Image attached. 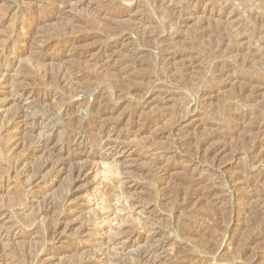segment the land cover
Returning a JSON list of instances; mask_svg holds the SVG:
<instances>
[{
  "label": "rangeland",
  "instance_id": "1",
  "mask_svg": "<svg viewBox=\"0 0 264 264\" xmlns=\"http://www.w3.org/2000/svg\"><path fill=\"white\" fill-rule=\"evenodd\" d=\"M40 1L41 0L38 1L32 0L29 1L30 3L28 2V3L18 4V6L16 7L17 9H15V11L12 13L11 18L16 19L18 17L28 15V13L29 15H36L37 13L40 12V9L36 10L34 6L39 5ZM70 1L71 2L73 1V3H75L77 7L74 6L73 3H71L72 7H70V11L68 9L65 13L58 15H56L57 12L53 13L52 16L54 15L53 16L54 18L52 17L48 22H46L45 23L46 25L44 24L43 26L38 27L37 31L34 29L32 32H28L24 29V27H20L19 29H16L14 31L15 34L13 33L14 35L12 38V40L16 39L15 40L16 42L14 43L16 44V47L13 46L9 51H7L6 55L2 59L3 63L5 64L7 63L6 65H11V60H13V65L10 67L9 71L11 72L10 74L12 75V77L16 74L12 78V81H15V83L18 77L20 78L26 75L25 74V72H27L26 70H28L29 73L27 72L28 73L27 75H29L30 73L32 74L33 69H35L36 71L34 70L35 72H33V74H38V77H40L39 79H43V78L45 79L51 75L50 78L52 81L56 78L58 74L61 73V71L62 73L63 70L65 71L64 72L65 79L66 78L68 79L66 80L67 84L64 87H55V86L49 87L45 85H40L38 87V90L41 93L50 94L53 93V91L55 90L54 92L56 93L58 92L61 95L66 96L69 94L71 90L75 89L78 86L81 88L90 86L91 88H97V90L103 95V97L104 98L106 97L105 99H107L110 104L112 105L117 103L120 104L122 109L120 108L118 115L126 114L127 116L126 115L125 116L128 118L127 119L125 118L127 121L124 120V124L125 125L129 124L130 127L125 126L124 124L123 125L127 127V129L128 128L129 129L132 128V130L134 129L133 131L134 132L137 131L136 134H138L137 135L138 137L132 135L131 136L132 138L131 137L129 138L130 143L128 139L126 141L128 144L133 145L132 146V148L134 149L133 156L135 158L131 156L126 160H124L125 158L121 156L118 157L116 156V158L115 157L113 158L115 160L113 159L110 160V158L102 159L103 155L100 156L99 153L92 147L91 140H92V136L94 135L93 131L96 133V130L93 131H89V130L92 129V127L99 129L101 123H97L95 126H92L86 123L85 121L88 119L89 115H93L92 114L93 111H97L99 109L98 106H95L94 108L88 106L87 108V106L85 105L87 101L92 102L91 100L92 97L90 95H85V93H78L77 95L74 96L75 99H78V101L82 103L79 105L81 106L79 107L80 109L78 108V113L80 116H77L75 119H72L73 121H66L63 120L61 117L52 115V113H54V111L56 112L57 109L59 111L63 103L66 101L65 99H61V98H58L57 100L51 99L52 101L45 103V105H43L42 102H39L38 99H33L31 102H29L30 104L29 110H31L30 111L31 114H34L35 118L38 119L41 118L43 120V123L41 125V127L42 126L43 127L42 128L38 127L37 129H31L30 131L25 133L23 137L24 140L22 143L23 145L19 147L20 149L18 148V150H14V151L10 150V148L7 147L5 143L7 140L5 139V137H2L0 135L1 136L0 137V180L1 179L6 180L0 183V208L2 207V209H7L10 211L8 213L9 220L6 224H4V226H8V231L11 232L15 231L13 228H20V231L22 230L21 232L18 233V236L16 238L12 239V237L9 236L8 238L6 237L5 239L0 240V254L1 255L3 254V256L0 255L1 256L0 258L3 259V262L2 263L0 262V264H49L45 259L46 256L43 253L49 244L48 234H47L48 231L46 228L47 226L51 225L52 223L51 221L53 217L62 211L60 202L62 200L61 198L64 196V193L67 190L70 181L69 171L72 168H70V166H66V169L62 170L63 172L61 171L59 175L56 177L55 181L51 184L49 190L48 189L45 190L41 195L42 196L41 198L38 199L35 198L34 201L30 202L29 194H27L28 192H26L25 190L23 179L19 178L17 176L18 174L16 175L17 171L13 168L14 167L13 163H15V160L17 161L18 158L24 154L23 151L26 152L29 145L32 146L35 143H37V139L38 141H40L43 137H47V135L49 137V135L52 134V132L54 133L52 135L54 139L56 138L58 142L62 143L63 152L67 154L70 152V154H72L73 152H75V149L71 148L72 146H70V143L67 142L68 141L67 136H68V132L73 130L74 128L75 129L78 128V130L85 132L87 138L85 144L83 145L84 147H86L84 148V151L80 153L79 151H76V153L80 155L79 157L81 158V160L88 162L91 161L92 163L90 162V164L92 166L95 165L94 167H96L97 169L95 173H91V176H89L87 182L79 190L77 195V201L81 203L82 209L81 212H79V214H77L75 217L79 219L82 218L83 219L82 223L88 222V224H90L89 226H91V223L93 222L92 220H94L92 226H95L96 230L94 233L88 236L89 238L91 237L90 239L89 238L88 239L92 240L93 242L95 241L97 242V240L99 239H109L111 237H118L123 230L124 231L132 230L135 233H139V234H144L145 229H147L148 227L156 228L158 231L160 230V237H158L159 240H154L153 242L155 244L157 242L160 243L162 242L163 244L160 260L155 259V261L152 262L153 261L152 258H150L151 260L149 259L147 261L138 259V256L143 254L144 251L148 249L150 245H152L151 242H149V246L146 243L139 244L137 246L129 247L125 249L126 251L125 250L124 252L122 251L123 253L118 251V254L117 251L115 250L113 251L110 250V248H107L104 250L105 256L106 258H108V261L105 264H111L109 263L110 262L109 260L117 256L122 259V262H124V264H134V263L155 264L156 261L158 262V264H264V197H263L264 167H258L256 169H253V167H250L251 165L249 158L245 156L243 153L244 150L243 147L247 146L245 147L246 149L244 150V152H246V150L249 149L250 146L252 145V142L254 141L253 139L255 138L256 135L252 136L250 133L249 134L248 132L243 133L242 131H238L239 133L232 132L233 126L235 124V120L233 118L231 120L227 118L229 115H232V113L233 114L235 113L236 115H239L241 113L242 114L248 113L255 117L258 115L259 112H260L259 113L260 117L262 116L264 117V113H263L264 87L259 92L258 94L259 96L257 95L255 99L252 100L247 97L244 98L241 97L238 92L239 90H241L243 85H245V83L248 82L247 81L248 78L254 80H262V82L264 81L263 79L264 78V0H81V1L70 0ZM86 1L88 2V4ZM1 7L5 8L7 6L0 5V9H2ZM192 9L193 11L195 10H199V11L198 13L190 17V14L193 12ZM1 13L3 12H0V15ZM227 16L228 18H226ZM184 17H186L187 19ZM189 17L190 20H188ZM187 22L189 23L186 24ZM5 27L6 28H3L2 30L5 31L6 33L9 29L7 26ZM89 27H91V29ZM1 31H0V35H2ZM121 32L123 33L130 32L128 34L132 36V39L134 41L131 39L132 40L131 43H133L134 46L135 45L138 47L145 46L147 48L146 52L142 56H140L141 58L140 57L135 58L137 59V64H136L137 66H135V64L132 63L133 62L132 58H134V56L128 59L129 63L127 65H124L125 61H123L122 59H126V58L123 57L122 55L123 52H119L118 53L119 56H117L118 59L116 61L117 64L114 65L115 67L112 66V70L110 71L111 68L109 66L106 67V65H101L98 63L99 59L106 58L105 54L102 51H100L102 54L99 52L94 56V58H99L97 59V64L94 61L90 60L85 63L84 61H82L83 63L80 62L79 65L77 59L74 57H70L69 60L67 59L68 62L64 61V62H55L57 64L54 63L46 64L45 65L46 67L44 65H43L44 67L43 66L41 67V65L35 64L36 62L35 58L37 56L36 50L38 43L40 44L41 41L43 42L49 39L48 38L49 36L50 38L52 36H53L52 38H54L55 36V38L58 37V39L61 40V38L65 34H68L67 36L71 35L74 38H77L79 36L85 37V35H88L89 33L90 34L93 33L96 37L84 40L77 47L79 48L77 49L78 52L79 51L86 52L88 51L87 49L90 50L91 48H95L99 46L102 42L105 41L104 39L106 38V36L114 37L117 34H122ZM139 33H141L142 35L139 36L140 35ZM237 33L238 34L241 33V34H239L238 36ZM161 34L163 35L162 39H165V41H161V39L156 40V38L159 37ZM148 35H150L151 37H149ZM141 37L151 38L154 39L156 42H153L152 46L150 45L151 46L150 47L148 45H145ZM235 38H238L239 40L238 39L236 40ZM18 40H20L21 42L19 43ZM242 40L243 42H241ZM236 41H238L237 42L238 44L236 43ZM158 42H163V43H160L161 44L160 45ZM240 42L241 45L239 44ZM93 43L94 44L96 43L94 47L91 46L94 45ZM168 45L169 47L171 46L170 48L174 52H177V50L179 51V49H181V51H179L178 53H183V52L192 53L193 57L195 56L194 54H196L197 55L195 56L196 61L195 64H193L194 67L192 66L185 67L186 64L185 62L182 61L180 62L174 61L172 63H169L171 65L166 64V66L167 65L168 66L166 67L164 65L163 67V65L157 61V55L155 54L156 51L155 47L168 46ZM189 47L193 48V50H191ZM231 47L233 51H231ZM236 47H238V49H236ZM255 49L258 51V53ZM49 51L54 52V50L51 49H49ZM237 51L239 54L237 53ZM69 62L72 63L70 64ZM93 62L96 65H94ZM87 63L90 64L87 65ZM179 63L182 65V67ZM58 64H60L61 66ZM69 64L71 65V67ZM129 64L130 66H128ZM64 65L66 67H69L73 71H71L69 68L65 69ZM58 66H60L61 71ZM126 66L129 67V72L127 70L128 68L127 69L125 68ZM78 67L79 68L82 67V68H80L79 70ZM219 67L222 69V72ZM39 68L40 69L42 68L41 71L39 70ZM118 68L119 70H117ZM145 68L148 70H146ZM76 69L79 70L80 72L78 73L75 72ZM131 69L133 70L136 69V71L135 70L133 71ZM223 70L227 74L229 73L232 75L233 73V75L236 76L237 79H234V81H228L224 83L225 86L222 85L221 87L220 83L221 81L224 80L223 78L222 80L221 77L225 73ZM143 71L144 72L156 71L159 73L158 75L162 80H165L166 83L170 82L167 84H169L173 90V94L171 98L172 100L168 101L169 103H167L164 107H161L158 103L155 102L153 103V105L151 104V106L148 105L147 108V106H145V102L148 96L143 95V93L141 92L130 94L132 93L130 91L131 90L130 86L132 84H134L132 88H135L134 87L135 83L136 86L140 87L139 86L140 83L134 81L133 83L131 82V79H133L134 77L133 74L135 75L144 74L142 73ZM56 72H58L57 75ZM98 73L99 74L103 73V74L100 76ZM127 74L128 76H126ZM40 75H42V77ZM213 76L215 77L219 76V77L215 78ZM69 77L71 78L69 79ZM85 78H87L89 81L87 79L85 80ZM82 79L84 80L83 82ZM123 81L125 82V85ZM113 84L120 86L119 91L115 90V86ZM143 85L144 84H142L141 87ZM205 87L206 88L209 87L208 89H213L212 93L214 95L212 94L211 98L207 100L198 110L197 118L200 116L198 118L199 119L198 122H202V123L193 127L190 126L189 127L190 129L186 128L187 130L185 129V131H182L184 132V134L185 132L186 134H189L188 135L189 137L185 136L181 132L178 135L180 137V138L178 137L179 141L175 140L174 137L172 136H170L172 140L169 137H167L166 138L167 140L163 139L164 142L162 139H156L155 134L157 135L162 130L163 131L166 130V128H168L171 125L170 123H172L175 118L173 116L179 114L180 109L184 106L187 99H189L194 94V91L196 93V91H198L199 89H205ZM125 90L128 93L127 96L126 93L124 92ZM115 92H117V94ZM245 98L248 100H246ZM241 99H244V101ZM155 104H157L158 106L157 105L155 106ZM143 106L145 107L142 108ZM6 107L9 113H13L16 110V107H14L12 103L11 104L8 103ZM138 111H141V113L139 112V114L142 116L138 115ZM133 114H134V118H133ZM160 117H162L163 119ZM1 118H0V125L2 121ZM132 120L135 122L132 123ZM78 121L79 124L77 123ZM160 121L162 122L160 123ZM227 121H229L230 125L228 124ZM150 123L151 125L147 129L148 131L146 130L144 132L145 134L143 133L144 136H142V133L140 134V132H138V128L141 129V127H144L145 125L147 126ZM215 124H218L219 126L222 127L221 131L227 132L226 133L228 135L227 142H229L228 145L231 144L229 146L230 147L232 146L231 147L232 149L235 148L241 152L242 155L237 161L238 167L240 166L239 168L241 174L243 177L247 176L246 179L250 180L251 184L253 185V187H251L250 189H253L256 193H259L263 190L262 193H259L262 194V196H258V197L255 196L254 198L252 197L253 199L239 198L238 200H236L233 197H231L230 194H228L229 192L226 193L227 191H224L226 194L222 192L220 194L219 193H217L216 195L214 194L213 195L214 197H205L204 192L207 191V188L201 187L200 189L199 187L194 185L193 182L196 179H203L205 181H208L209 183L210 181L211 182L213 181L215 184L217 183L214 186H217L219 191L224 190L226 187L225 182L221 178L222 175L220 173H216V169L212 166H209L210 165L209 162H206L208 163L207 164L208 166L206 165L205 162L203 163V161L202 164L200 161L199 163H197L198 165L196 164L194 166V164L190 165V163L186 160L188 159L187 157H192L191 155L193 153L190 147H188L187 149V146L196 145L197 142H199L208 133H210L209 132L210 130L212 131L213 126L211 128L209 126ZM123 125L121 129L123 128L122 130H125L124 132H126L127 129L123 127ZM136 126H138V128ZM160 126L161 128L163 127L165 128L160 130L161 129L159 128ZM201 128H205V129H201ZM147 134L150 136H147ZM152 134L154 137L152 136ZM190 135L191 137L193 136L192 139L197 138L199 140L197 139L192 140ZM231 136L233 138H231ZM141 137L142 138L145 137V138L142 139ZM150 137L151 139L153 138L151 141L153 143H150L151 140ZM181 137L184 139V142L186 143H182L183 139H181ZM251 139L253 141H251ZM141 140H143L142 142H144L145 145H142L144 143L139 144ZM158 140L159 141L162 140V142L161 141L159 142ZM26 145L27 147H25ZM178 145L180 147L181 145H185L183 148L184 150L182 152L186 155L182 154V152L180 153L179 151L180 147ZM157 146L160 147L164 146L163 149L164 150L166 149V151L169 152L167 157L173 155L168 157L167 161L170 165L172 164L171 165L172 168L169 171V175L166 174L165 177H163L164 173L155 170L154 172L153 170H151V167H149L150 164L148 162H145L146 159L140 157L141 153L148 154L150 151H152V149H155V147ZM241 146L243 150L241 149ZM141 147L143 148L141 149ZM185 149H187L186 150L187 153ZM176 150H178L180 154L176 153L175 152ZM40 154L41 153L37 154L39 155V157L37 156L38 158H36V156L34 157L35 161L34 160L30 161L29 168L33 171L37 170L36 168L39 167L38 165H40L41 160L43 159V157H41L42 154L41 155ZM171 159L173 160L176 159V160L174 162L173 160L171 161ZM142 160L145 162V165L144 162H142ZM180 161H182L183 165H181L182 163ZM184 162L186 163L185 165ZM123 163H125L127 167ZM129 163L132 166H130ZM31 165L33 166L30 167ZM123 166L125 167V169ZM184 166L186 168H184ZM144 168L147 169L145 170ZM133 169L136 172L135 177L133 175L134 173ZM244 169L245 171H243ZM125 170H127L128 174L129 173L131 174L129 175H127V173L123 174L122 172H124ZM140 170L143 172L145 171L144 173L147 172L146 176L145 174H141ZM190 170L193 172H191ZM247 170L248 172H246ZM138 173H140L141 175H139ZM243 173L246 176H244ZM142 175L145 178H143ZM124 176L128 178L131 176V178H129L128 180L129 181L131 180L129 184L133 185L132 189L125 190L124 188L125 183H123L125 180ZM209 178L212 179L214 178V179L212 180ZM98 181L99 182L101 181L100 183L102 184L98 183ZM131 182H133V184ZM221 187H223V189ZM195 188L200 189L198 195L195 193L196 190ZM204 189H206V191ZM127 191L129 193H126ZM140 196H142V199ZM133 201L149 202V205L151 206L146 210L145 213L139 215L138 213H135L132 208H130L131 206H129L132 203H134ZM45 207L46 208L49 207L48 209L50 210V214H46L42 216L39 215L41 210H43V208L45 209ZM196 218L198 221L196 220ZM82 219L80 220L82 221ZM76 225L79 226V224ZM161 235H163V237ZM252 238L255 240L253 241ZM161 239L163 241H161ZM87 255L89 254L87 253ZM38 257H40V259ZM79 258L80 255L79 256L77 255L74 258L72 256H69V257L60 258V261L54 260L55 262L52 261L53 263L52 262L51 263L52 264H65L69 262L72 263L76 260H79Z\"/></svg>",
  "mask_w": 264,
  "mask_h": 264
},
{
  "label": "bare ground",
  "instance_id": "2",
  "mask_svg": "<svg viewBox=\"0 0 264 264\" xmlns=\"http://www.w3.org/2000/svg\"><path fill=\"white\" fill-rule=\"evenodd\" d=\"M29 1L32 0H0V5L4 6L6 5L7 7H3L2 9H0L1 13L0 15V31L3 28H6L5 26L8 27V31L5 33V31H1L2 35H0V118L2 119L1 121V125H0V135L2 137H5V139L7 140L5 143L7 145L8 148H10V150L14 151V150H18L19 147H21V145H23V137L24 134L27 133L28 131H30L31 129H37L38 127L40 128L43 120L40 118H35L34 114H31V110L30 109V104L29 102H31L33 99H38L39 102H42L43 105H45V103H48L49 101H52L51 99H65L63 101H65L63 103V105L61 106V108L57 109V111L54 113H52L53 116H58L61 117L63 120L66 121H73L72 119H75L77 116H80L78 113V108L81 107L79 106L82 102H79L78 99H75L74 96L77 95L78 93H85V95H90L92 97V102H86L85 98V105L89 107L94 108L95 106H98L99 109L97 111H93V115H89L88 119L85 120L86 123L95 126L97 123H101V126L99 129L93 128L90 129L89 131H93L96 130V133L93 131L94 135L92 136V140H91V144L92 147L99 153V155H103L102 159H113L114 157L116 158V156H121L123 158H125L124 160H126L127 158L133 156L134 154V149L132 148L133 145L128 144L126 141L128 139L129 143L130 140L129 138L132 135L137 136L138 134L137 131L134 132L131 129H127V127L125 126H129L124 124V120L127 121L126 119L128 117H126L124 114L123 115H118V112L121 108L120 104H110L108 102L107 99H105L103 97V95L97 90V88H91L90 86L88 87H76L75 89L71 90L69 92L68 95L64 96L61 95L60 93H56L53 91V93H41L38 90V87L40 85H45V86H49V87H64L67 82L66 80L68 78L65 79V74H64V70L63 73L61 71L60 74H58V72H56V78L54 79L53 77V81L51 80L50 76H48L47 78H43V79H39L40 77H38V74H33V72H35L36 70L33 69L32 74L27 75L29 72L28 70H26L27 72H25V76L22 77H18V79L15 81H12V78L16 75H14L12 77V75L10 74L11 72L10 67L13 65V60H11V65H6L5 63H3V58L6 55L7 51H9L13 46L16 47V44H14L16 41L12 40L13 35L15 34L14 31L16 29H19L20 27H24V29L28 32H32L34 29L37 31V28L40 26H43L46 22H48L53 16V13H56V15L58 14H63L65 13L68 9L70 11V7L71 3H73V1L71 2L70 0H41L40 4L37 6H34L36 10L40 9V12L37 13L36 15H25V16H21L18 18H11L12 17V13L15 11V9H17L16 7L18 6V4L21 3H28ZM38 1V0H37ZM81 1V0H80ZM35 2V1H34ZM87 2V1H86ZM184 2V1H183ZM30 3V2H29ZM85 3V2H84ZM90 3V2H89ZM114 3V2H113ZM128 3V2H127ZM4 4V5H3ZM78 4V2H77ZM88 4V2H87ZM227 4V3H226ZM74 6L75 3H73ZM205 5V4H204ZM221 5V4H220ZM30 6V5H29ZM73 6V7H74ZM77 7V6H76ZM178 7V6H177ZM227 7V6H226ZM225 9V8H224ZM17 11V10H16ZM193 11V9H192ZM199 10H195L190 14V17H192L194 14L198 13ZM205 11V10H204ZM229 11V10H228ZM186 12V11H185ZM210 12V11H209ZM220 12V11H219ZM27 13V12H26ZM92 13V12H91ZM127 13V12H126ZM143 14V13H142ZM141 14V15H142ZM203 14V13H201ZM205 14V13H204ZM228 14V13H227ZM226 14V15H227ZM230 14V13H229ZM212 15V14H211ZM214 15V14H213ZM113 16V15H112ZM129 16V14H128ZM146 16V15H145ZM185 16V15H184ZM198 16V15H196ZM208 16V15H207ZM210 16V15H209ZM231 16V15H230ZM57 17V16H55ZM190 17L188 18V20H190ZM205 17V16H204ZM54 18V17H53ZM103 18V17H102ZM139 18V17H138ZM186 18V17H184ZM183 18V20H184ZM196 18V17H195ZM203 18V17H202ZM228 18V16L226 17ZM187 19V18H186ZM146 20V19H145ZM202 20V19H201ZM212 20V19H211ZM220 20V19H219ZM229 20V19H228ZM233 20V19H232ZM142 21V20H141ZM147 21V20H146ZM182 21V20H181ZM194 21V20H192ZM197 21V20H196ZM222 21V20H221ZM185 22V21H184ZM53 23V22H52ZM135 23V22H134ZM141 23V22H140ZM175 23V22H174ZM180 23V22H179ZM189 22H187L186 24H188ZM194 23V22H193ZM200 23V22H199ZM85 24V22H84ZM222 24V23H221ZM46 25V24H45ZM52 25V24H50ZM59 25V24H58ZM87 25V24H86ZM98 25V24H97ZM160 25V24H159ZM181 25V24H180ZM183 25V24H182ZM83 26V25H82ZM85 26V25H84ZM114 26V25H113ZM135 26V25H134ZM137 26V25H136ZM206 26V25H205ZM203 26V27H205ZM88 27V26H87ZM100 27V26H99ZM108 27V26H107ZM200 27V26H199ZM76 28V27H75ZM91 29V27H89ZM109 28V27H108ZM119 28V27H118ZM73 29V28H72ZM145 29V26H144ZM164 29V28H163ZM204 29V28H203ZM70 30V29H69ZM148 30V28H147ZM231 30V29H230ZM142 31V30H141ZM146 31V30H145ZM151 31V30H150ZM259 31V30H258ZM78 32V31H76ZM140 32V31H139ZM14 33V34H13ZM36 33V32H35ZM122 34H117L114 37H107L103 40L104 42H102L99 46L95 47V48H91L90 50L87 49L88 51L86 52H78L77 48L79 44H81L84 40L90 39V38H94L96 37L93 33H89L88 35H85V37H77L74 38L73 36H67L68 34H65L61 40L58 39L57 35L55 38H50V36L48 37L49 39L45 40V41H41V43L39 44L38 42V46H37V56H36V65H41V67L46 64H50V63H54L57 64L55 62H64L67 61V59L69 60L70 57H74L77 59L78 64L82 61L88 62L90 60L94 61L97 64V59L99 58H94V56L99 53L100 51H102L106 58L104 59H99L98 63L101 65H106L109 66L112 70V66H114L115 64H117V56L119 52H123L122 55L123 57H125L126 59H122L124 62V65H127L129 63V58H132V56H134L133 59V64H135V66H137V59L135 58H139L140 56H142L145 52H146V47H138V46H134L133 43H131L132 36L128 33L130 32H126ZM158 33V32H157ZM59 34V33H58ZM140 34V35H139ZM138 35L141 36L142 34L139 33ZM150 34V32H149ZM154 34V33H152ZM160 34V32H159ZM198 34V33H197ZM241 34V33H239ZM239 34L237 33V35L239 36ZM39 35V34H38ZM54 35V34H52ZM145 35V34H144ZM61 36V35H60ZM137 36V35H136ZM149 37H151L150 35H148ZM162 34L156 38V40H160L161 41H165V39H162ZM167 36V35H166ZM98 37V36H97ZM155 37V36H154ZM152 37V38H154ZM243 37V36H242ZM33 38V37H32ZM47 38V37H46ZM104 38V37H103ZM135 38V37H134ZM145 43V45L148 46H152L153 42H156L154 39L151 38H143L141 37ZM221 38V37H220ZM41 39V38H40ZM101 39V38H100ZM132 39V40H131ZM236 40L238 38H235ZM245 39V38H244ZM243 39V40H244ZM175 40V39H174ZM239 40V39H238ZM243 40L241 42H243ZM38 41V40H37ZM134 41V40H133ZM245 41V40H244ZM18 42L20 43L21 41L18 40ZM96 42V41H95ZM142 42V41H141ZM238 41H236L237 43ZM241 42L239 43L241 45ZM251 42V41H250ZM88 43V42H87ZM85 43V44H87ZM97 43V42H96ZM95 43V44H96ZM163 43V42H158ZM165 43V42H164ZM191 43V42H190ZM248 43V42H247ZM246 43V44H247ZM94 44V43H93ZM91 45L92 47L95 46ZM155 44V43H154ZM178 44V43H177ZM235 44V43H234ZM238 44V43H237ZM257 44V43H256ZM20 45V44H19ZM37 45V44H36ZM157 45V44H156ZM161 45V44H160ZM165 45V44H164ZM211 45V44H210ZM218 45V44H217ZM35 46V45H34ZM141 46V45H139ZM143 46V45H142ZM150 46V47H151ZM237 46V45H236ZM256 46V45H255ZM18 47V46H17ZM85 47V46H84ZM154 47V46H153ZM171 47V46H170ZM168 46H158L155 47L156 51L155 54L157 55V61L159 63H161L164 67V65L166 66V64L172 63L174 61H182L185 62V67H189V66H193V64H195L196 61V54H194L195 56L193 57L192 53H178L179 51H181V49H179V51L177 50V52H174L171 50V48ZM88 48V47H87ZM190 48V47H189ZM188 48V49H189ZM234 48V47H233ZM240 48V47H239ZM14 49V48H13ZM49 49L54 50V52L52 53L51 51H49ZM154 49V48H153ZM152 49V50H153ZM191 50H193V48H190ZM236 49H238V47H236ZM185 50V49H184ZM183 50V51H184ZM212 50V49H211ZM256 50V49H255ZM85 51V50H84ZM148 51V50H147ZM231 51L232 47H231ZM257 51V50H256ZM10 53V52H9ZM24 53V52H23ZM33 53V52H32ZM101 53V52H100ZM197 53V52H196ZM212 53V52H211ZM238 53V51H237ZM251 53V52H250ZM255 53V52H253ZM258 53V51H257ZM256 53V54H257ZM35 54V53H34ZM102 54V53H101ZM239 54V53H238ZM252 54V53H251ZM28 55V54H27ZM148 56V55H147ZM153 56V55H152ZM199 56V55H198ZM245 56V55H244ZM100 57V56H99ZM229 57V56H228ZM11 58V57H10ZM30 58V57H29ZM103 58V57H102ZM141 58V57H140ZM200 58V57H199ZM237 59V58H236ZM15 60V59H14ZM30 60V59H29ZM143 60V59H142ZM153 60V59H151ZM71 61V59H70ZM73 61V60H72ZM202 61V59H201ZM222 61V60H221ZM229 61V60H228ZM68 62V61H67ZM75 62V61H74ZM93 62V64H94ZM144 62V61H142ZM216 62V61H215ZM18 63V60H17ZM34 63V61H33ZM70 64L72 62H69ZM83 63V62H82ZM81 63V64H82ZM131 63V62H130ZM165 63V64H164ZM177 63V62H175ZM69 64V65H70ZM76 64V63H75ZM90 63H87V65ZM94 64V65H96ZM144 64V63H143ZM149 64V63H148ZM180 64V63H179ZM232 64V63H231ZM63 65V64H62ZM80 65V64H79ZM122 65V63H121ZM139 65V64H138ZM171 65V64H169ZM174 65V64H173ZM178 65V64H177ZM181 65V64H180ZM237 65V64H236ZM43 66V67H44ZM49 66V65H48ZM51 66V65H50ZM65 66V65H64ZM82 66V65H81ZM85 66V65H84ZM90 66V65H89ZM130 66V64L128 65ZM132 66V65H131ZM134 66V65H133ZM141 66V65H140ZM147 66V65H146ZM150 66V65H149ZM168 66V65H167ZM166 66V67H167ZM19 67V65H18ZM46 67V66H45ZM52 67V66H51ZM57 67V66H56ZM71 67V65H70ZM75 67V65H74ZM104 67V66H103ZM102 67V68H103ZM115 67V66H114ZM113 67V68H114ZM145 67V65H144ZM143 67V69H144ZM170 67V66H169ZM168 67V68H169ZM182 67V65H181ZM180 67V68H181ZM215 67V66H214ZM225 67V66H224ZM231 67V66H230ZM35 68V67H34ZM37 68V67H36ZM55 68V67H54ZM62 68V67H61ZM69 67L65 66V69H67ZM79 68V67H78ZM82 68V67H80ZM79 68V70H80ZM98 68V67H97ZM117 68V67H116ZM128 72H129V67H125ZM134 68V67H133ZM141 68V67H139ZM220 68V67H219ZM42 69V68H41ZM41 69L39 68V70L41 71ZM45 69V68H44ZM50 69V68H49ZM70 69V68H69ZM84 69V68H83ZM87 69V66H86ZM146 69V68H145ZM186 69V68H185ZM191 69V68H190ZM221 69V68H220ZM229 69V68H227ZM231 69V68H230ZM35 70V71H34ZM47 70V69H46ZM45 70V71H46ZM57 70V69H56ZM71 70V69H70ZM79 70L76 69L75 72H80ZM119 70V68L117 69ZM125 70V69H124ZM123 70V71H124ZM133 70V69H131ZM136 71V69H134ZM133 70V71H134ZM142 70V69H141ZM148 70V69H146ZM151 70V69H150ZM153 70V69H152ZM189 70V69H188ZM59 71V70H58ZM73 71V70H71ZM106 71V70H105ZM109 71V70H107ZM126 71V70H125ZM224 71V70H223ZM227 71V70H226ZM263 71V70H262ZM39 72V71H37ZM119 72V71H118ZM222 72V69H221ZM225 72V71H224ZM228 72V71H227ZM51 73V72H49ZM48 73V74H49ZM71 73V72H70ZM100 73V72H99ZM98 73V74H99ZM121 73V72H120ZM127 73V72H126ZM134 73V72H132ZM144 74H140V75H134L133 79H131V82H137L140 83L139 86H136L135 83V88H132V86L134 84H132L130 86L131 88V92L130 94L133 93H138L141 92L143 93V95L148 96L146 102H145V106L148 105L151 106V104L153 105V103H158L161 107H164L167 103H169L168 101L172 100V94H173V90L171 88V86L167 83L170 82H165V80H162L160 78V76L158 75V72H153V71H149V72H142ZM147 73V74H146ZM213 73V72H212ZM220 73V72H219ZM218 73V74H219ZM23 74V73H22ZM44 74V73H42ZM53 74V73H52ZM84 74V73H83ZM103 73L99 74L100 76ZM215 74V73H214ZM223 74V73H222ZM68 75V74H67ZM85 75V74H84ZM87 75V73H86ZM124 75V74H123ZM122 75V76H123ZM162 75V74H161ZM164 75V74H163ZM18 76V75H17ZM42 77V75H40ZM44 76V75H43ZM46 76V74H45ZM55 76V75H54ZM69 76V75H68ZM66 76V77H68ZM74 76V75H73ZM79 76V75H78ZM89 76V75H88ZM91 76V75H90ZM128 76V74L126 75ZM80 77V76H79ZM99 77V76H98ZM215 77V76H213ZM219 76H216L215 78H217ZM71 77H69L70 79ZM75 78V77H74ZM96 78V77H95ZM100 78V77H99ZM224 80H223V79ZM243 78V77H242ZM76 79V78H75ZM79 79V78H78ZM87 78H85L86 80ZM97 79V78H96ZM114 79V78H113ZM165 79V78H164ZM221 79L223 81H221L220 86L222 87V85H224V83L228 82V81H234V79H237L236 76L231 74H227L226 72L222 75ZM264 79V78H263ZM88 80V79H87ZM123 80V78H122ZM128 80V79H127ZM177 80V79H176ZM212 80V79H211ZM78 81V80H77ZM84 80L82 79V82ZM89 81V80H88ZM118 81V80H117ZM125 81V80H124ZM123 81V82H124ZM167 81V80H166ZM236 81V80H235ZM241 81V80H239ZM248 82L245 83V85H243V87L241 88V90H239V95L241 97H247L252 99H255V97L259 94V92L261 91V89L264 87V81L262 82V80H254V79H249L247 80ZM87 82V81H86ZM177 82V81H176ZM179 82V81H178ZM218 82V81H217ZM116 83V82H115ZM216 83V82H214ZM219 83V82H218ZM234 83V82H233ZM75 84V83H74ZM82 84V83H81ZM87 84V83H86ZM122 84V83H121ZM129 84V82H128ZM144 84L142 87L141 85ZM210 84V83H209ZM114 85V84H113ZM125 85V82H124ZM178 85V84H177ZM215 85V84H214ZM218 85V84H217ZM216 85V86H217ZM238 85V84H237ZM115 86V90L119 91V85H114ZM127 86V85H126ZM225 86V85H224ZM242 86V85H241ZM122 87V86H121ZM128 87V86H127ZM213 87V86H212ZM220 87V88H221ZM234 87V86H233ZM209 88V87H208ZM205 87V89H199L198 91H194V94L192 92V96L187 99L186 103L184 104V106L182 107L181 105V109L179 111V114L175 117L173 122L170 123L171 125L166 128V130H162L165 127L161 128V126L159 128H161L160 130H162L160 133H158L157 135L155 134V138L156 139H166L167 137L170 138V136L174 137L175 140H178V135L182 132L185 131V129H190V126H196L199 125L202 122H198L199 121V117L197 118L198 115V110L199 108L207 101L211 98L212 96V90L213 89H208ZM214 88V87H213ZM63 89V88H62ZM66 89V88H65ZM122 89V88H121ZM193 90V89H192ZM196 90V89H195ZM235 90V89H234ZM122 91V90H121ZM45 92V91H44ZM113 92V91H112ZM126 93L127 96V92L126 90L124 91ZM117 94V92H115ZM120 93V92H119ZM63 94V93H62ZM214 95V94H213ZM218 95V94H217ZM125 96V95H124ZM239 96V97H240ZM259 96V95H258ZM85 97V96H84ZM130 97V96H129ZM238 98V97H237ZM68 99V100H67ZM181 99V98H180ZM246 99V98H245ZM83 100V99H82ZM83 100V101H84ZM244 101V99H241ZM248 100V99H246ZM245 100V101H246ZM55 102V101H54ZM178 102V101H177ZM184 102V101H183ZM11 104L16 107L15 112L13 113H9V111L7 110V105ZM51 104V103H50ZM139 104V103H138ZM207 104V103H206ZM47 105V104H46ZM84 105V106H85ZM157 104H155L156 106ZM85 106V107H86ZM145 106H143L142 108H144ZM158 106V105H157ZM83 107V106H82ZM139 108V107H138ZM154 108V106H153ZM238 108V106H237ZM80 109V108H79ZM122 109V108H121ZM202 109V108H201ZM34 110V109H33ZM56 110V109H54ZM141 110V109H140ZM153 110V109H152ZM226 110V109H225ZM52 111V109H51ZM167 111V110H166ZM178 111V110H177ZM229 111V110H228ZM255 111V110H254ZM34 112V111H33ZM32 112V113H33ZM82 112V111H81ZM137 112V111H136ZM139 112L141 113V111H138V115ZM223 112V111H222ZM227 112V111H226ZM235 112V111H234ZM256 112V111H255ZM91 113V112H90ZM132 113V111H131ZM145 113V112H144ZM156 113V112H155ZM231 113V112H230ZM260 113V112H259ZM257 116H253L251 114L248 113H241L239 115H236L235 113L232 115H229L227 118L229 120H231L232 118L235 120V124L233 126V130L232 132H237L238 131H242L244 132H248V134L250 133L252 136H255V138L251 141L252 145L250 146L249 149L246 150V152H244V150L246 149L245 147L241 146V149L243 150V153L245 156H247L249 158L250 161V167H253V169H256L258 167H264V117H260V115ZM264 113V112H263ZM50 114V113H49ZM89 114V112H88ZM87 114V115H88ZM121 114V113H120ZM130 114V113H129ZM128 114V115H129ZM143 114V111H142ZM166 114V113H165ZM257 114V113H255ZM254 114V115H255ZM51 115V114H50ZM131 115V114H130ZM219 115V114H218ZM227 115V114H226ZM37 116V115H36ZM86 116V115H85ZM142 116V115H140ZM139 116V117H140ZM164 116V115H163ZM222 116V115H221ZM131 117V116H130ZM137 117V116H136ZM150 117V116H148ZM217 117V116H216ZM126 118V119H125ZM133 118H134V114H133ZM145 118V117H144ZM155 118V117H153ZM158 118V117H157ZM162 118V117H160ZM137 119V118H136ZM143 119V118H142ZM163 119V118H162ZM167 119V118H166ZM77 120V119H76ZM79 120V119H78ZM131 120V119H130ZM129 120V121H130ZM209 120V119H208ZM145 121V120H144ZM46 122V121H45ZM135 122L132 120V123ZM140 122V120H139ZM162 121H160L161 123ZM165 122V121H163ZM205 122V121H204ZM214 122V120H213ZM229 124V121H227ZM79 124V121L77 122ZM138 123V122H137ZM206 123V122H205ZM210 123V122H209ZM216 123V122H215ZM232 123V122H231ZM84 124V122H83ZM82 124V125H83ZM86 124V125H88ZM125 126H124V125ZM153 124V123H152ZM156 124V123H155ZM167 124V123H166ZM213 124V123H212ZM85 125V126H86ZM125 127L127 129L126 132H124L125 130H122L121 127ZM131 125V124H130ZM143 125V124H142ZM145 125V124H144ZM151 123L148 124L147 126L145 125L144 127L138 128V126H136L138 128V132H140V134L143 133L148 129V127H150ZM159 125V124H158ZM163 125V124H162ZM168 125V124H167ZM205 125V124H204ZM225 125V124H224ZM230 125V124H229ZM78 126V125H76ZM134 126V125H133ZM132 126V127H133ZM141 126V125H140ZM165 126V123H164ZM206 126V125H205ZM213 126V127H212ZM43 127V126H42ZM41 127V128H42ZM45 127V126H44ZM69 127V126H68ZM156 127V125H155ZM167 127V126H166ZM199 127V126H198ZM210 128L212 127V131L210 130V133H206L207 135L201 139L199 142H197L196 145H191V146H187L190 147L191 152L192 153V157H187L188 159H186L190 165L194 166L202 161L203 163L205 162H209V166H212L216 169V173H220L222 175V179L225 182V189L222 191H219L217 186L213 181L210 183L208 181H205L203 179H196L193 183L195 186L199 187L201 189V187L203 188H207L204 189L206 192H204L205 197H214L213 195L217 194V193H222L224 191H227L226 193L230 194L231 197H233L234 199L238 200L239 198L241 199H250V198H254L255 196H262V193H256L253 189H250L251 187H253V185L251 184L250 180L246 179V175L244 174L243 177L240 171V166L238 167V159L241 157V152L238 149H232L227 142V132H223L221 131V126H219L218 124L215 125H211L209 126ZM224 127V126H223ZM228 127V125H227ZM80 128V127H79ZM84 128V127H83ZM124 128V129H125ZM157 128V129H159ZM226 128V127H225ZM224 128V129H225ZM82 129V128H81ZM85 129V128H84ZM89 129V128H88ZM136 129V128H135ZM186 129V130H187ZM201 129H205V128H201ZM230 129V128H229ZM83 130V129H82ZM150 130V129H149ZM155 130V129H154ZM209 130V129H208ZM58 131V130H57ZM148 131V130H147ZM159 131V130H157ZM204 131V130H203ZM207 131V130H206ZM153 132V131H152ZM92 133V134H93ZM156 133V132H155ZM184 134V132H182ZM54 133L52 132V134L47 135V137H43L40 141H38L37 139V143H35L34 145H29L26 152L23 151V155H21L18 160L16 161L15 159V163L14 164V169L17 171L16 175L19 178L23 179L24 182V187L26 192H28L27 194H29V201L32 202L38 198H41L43 192L45 190H49L51 184L55 181L56 177L59 175V173L66 169V166H70V168H72L68 174H69V184L67 187L66 192L64 193V196L61 198V202H60V206L62 208V211L58 214H56L53 219H52V223L50 226H47V231H48V246L47 248L44 250V255L46 256L45 259L47 260V262L49 264H52L53 262H55L54 260H59L60 258H64V257H69L72 256L73 258L75 256H79L80 258L79 260H76L72 263H65V264H105L108 261V258H106L105 256V252L104 250L107 248H110V250H115L120 252H124L125 249L129 248V247H134L137 246L139 244H143L146 243L149 246V242H151L152 245H150L148 247V249H146L145 247V251L143 254L138 256L139 260H149L150 258L153 259L152 262L155 261V259L160 260L161 259V252H162V247L163 244L162 242H157L156 244L153 243L154 240H159L158 237H160V230L158 231L156 228H151L148 227L147 229H145L144 234H139V233H135L134 231H120L121 234L118 237H111L109 239H99L97 240V242H93L92 240H89L90 238L88 237L90 234L95 232V226H92L94 220H92L91 226H89L90 224H88V222L82 223V221L75 217L77 214H79V212H81L82 209V205L80 202L77 201V195L79 190L85 185V183L87 182V179L89 178V176H91V173H95V171L97 170L96 167L92 166L90 164V162L88 161H83L81 160V158L79 157L80 155H78V153H76V151L83 152L84 151V147L83 145L85 144L87 138H86V133L78 130L77 129H73L71 131L68 132V143H70V146H72L71 148L75 149V152H73L72 154H70V152L64 153L63 152V146L62 143L58 142V140H56V138L54 139V137L52 136ZM88 134V133H87ZM145 134V133H144ZM150 134V133H149ZM247 134V135H248ZM27 135V134H26ZM91 135V134H90ZM185 136H188L189 134H184ZM203 135V134H202ZM201 135V137H202ZM238 135V134H237ZM241 135V133H240ZM246 135V134H244ZM0 136V137H1ZM88 136V135H87ZM134 136V137H135ZM146 136V135H145ZM147 136H150L147 134ZM153 136V134H152ZM183 136V135H181ZM251 136V137H252ZM42 137V136H41ZM57 137V136H56ZM138 137V136H137ZM154 137V136H153ZM189 137V136H188ZM187 137V138H188ZM191 137V135H190ZM193 137V136H192ZM191 137V139H192ZM200 137V138H201ZM37 138V137H36ZM40 138V137H39ZM132 138V137H131ZM142 138V137H141ZM145 138V137H144ZM142 138V139H144ZM180 138V137H179ZM186 138V139H187ZM231 138H233L231 136ZM151 139V137H150ZM153 139V138H152ZM152 139L150 140V143ZM171 139V138H170ZM181 139H183L181 137ZM195 139V138H193ZM192 139V140H193ZM197 139V138H196ZM195 139V140H196ZM229 139V138H228ZM137 140V139H136ZM162 140H160L162 142ZM167 140V139H166ZM172 140V139H171ZM199 140V139H197ZM143 140H141V142H139V144L144 143L142 142ZM155 141V140H153ZM159 141V140H158ZM159 141V142H160ZM169 141V140H168ZM179 141V140H178ZM248 141V140H247ZM246 141V142H247ZM250 141V142H251ZM29 142V141H28ZM34 142V141H33ZM134 142V141H133ZM146 142V141H145ZM164 142V140H163ZM191 142V141H190ZM195 142V143H196ZM245 142V143H246ZM166 143V142H165ZM164 143V144H165ZM182 143H186L183 142ZM189 143V142H188ZM194 143V141H193ZM231 143V142H230ZM244 143V144H245ZM88 144V143H87ZM90 144V145H91ZM132 144V143H131ZM134 144V143H133ZM138 144V145H139ZM148 144V143H147ZM180 144V143H179ZM233 144V143H232ZM247 144V143H246ZM66 145V144H65ZM142 145H145L142 144ZM161 145V144H160ZM136 146V145H135ZM141 146V145H140ZM179 146V145H178ZM185 145H181L180 147V153L184 150ZM23 147V146H22ZM27 147V145L25 146ZM138 147V146H137ZM164 147V146H163ZM163 147L157 146L155 147V149H152V151H150L148 154H140V157H142L143 159H146L145 162H148L150 164L149 167H151V170H155L161 173H164L163 177L166 176V174L169 175V171L172 168V164L170 165L168 163V157L173 156L170 155L167 157V155L169 154V152L166 151V149L164 150ZM166 147V146H165ZM177 147V146H176ZM175 147V148H176ZM240 147V146H238ZM68 148V147H67ZM136 148V147H134ZM143 147H141L142 149ZM146 148V147H145ZM168 148V147H167ZM20 149V148H19ZM25 149V148H24ZM139 149V148H138ZM170 149V148H169ZM173 149V147H172ZM185 149V151L187 150ZM136 150V149H135ZM176 150V153H179V151ZM241 150V151H242ZM72 151V150H71ZM94 151V150H93ZM140 151V150H139ZM184 151V152H185ZM189 151V150H188ZM22 152V151H21ZM141 152V151H140ZM171 152V151H170ZM173 152V151H172ZM190 152V151H189ZM38 153H41L43 157V159L41 160L40 165H38L39 167L36 168L37 170H31L29 168V164L30 161L34 160V157L36 156V158L39 157V155H37ZM97 153V154H98ZM137 153V152H136ZM179 153V154H180ZM187 153V151H186ZM40 154V155H41ZM96 154V155H97ZM175 154V153H173ZM182 154H184L182 152ZM186 155V154H184ZM183 155V156H184ZM38 156V157H37ZM138 156V155H137ZM175 156V155H174ZM179 156V155H178ZM244 156V157H245ZM11 157V156H10ZM120 157V158H121ZM134 157V156H133ZM139 157V158H140ZM176 157V156H175ZM97 158V157H96ZM99 158V157H98ZM101 158V157H100ZM135 158V157H134ZM133 158V159H134ZM180 158V157H179ZM247 158V160H248ZM10 159V158H9ZM119 159V158H118ZM184 159V158H183ZM40 160V159H39ZM38 160V161H39ZM115 160V159H113ZM122 160V159H121ZM131 160V159H130ZM170 160V159H169ZM173 159H171L172 161ZM176 160V159H175ZM175 160H173L175 162ZM178 160V159H177ZM181 160V159H180ZM35 161V160H34ZM37 161V162H38ZM104 161V160H103ZM108 161V160H106ZM118 161V160H117ZM123 161V160H122ZM121 161V163H122ZM139 161V159H138ZM183 161V160H182ZM182 161H180L182 163ZM14 162V161H13ZM99 162V161H98ZM126 162V161H125ZM128 162V161H127ZM142 162H144L142 160ZM144 162V165H145ZM178 162V161H177ZM187 162V163H188ZM92 163V162H91ZM94 163V162H93ZM97 163V162H95ZM105 163V162H104ZM35 164V163H34ZM125 164V163H123ZM130 164V163H129ZM135 164V163H134ZM140 164V163H139ZM180 164V163H178ZM177 164V165H178ZM186 163L184 162V165ZM208 163H206L207 165ZM98 165V164H97ZM96 165V166H97ZM143 165V166H144ZM183 165V163L181 164ZM198 165V164H197ZM249 165V164H248ZM33 165H31L30 167H32ZM125 166L127 167V165L125 164ZM130 166H132L130 164ZM129 166V167H130ZM139 166V165H138ZM142 166V167H143ZM147 166V164H146ZM145 166V167H146ZM208 166V165H207ZM37 167V166H36ZM99 167V166H98ZM124 167V166H123ZM136 167V166H135ZM174 167V166H173ZM188 167V166H187ZM191 167V166H189ZM244 167V166H243ZM35 168V167H34ZM181 168V167H180ZM184 168H186L184 166ZM195 168V167H194ZM33 169V168H32ZM125 169V167H124ZM135 169V168H134ZM133 169V170H134ZM145 169V168H144ZM147 169V168H146ZM145 169V170H146ZM192 169V168H190ZM197 169V167H196ZM203 169V168H202ZM205 169V168H204ZM208 169V168H207ZM252 169V168H251ZM123 170V169H122ZM138 170V169H136ZM149 170V169H148ZM189 170V169H188ZM242 170V168H241ZM14 171V170H13ZM15 171V172H16ZM94 171V172H93ZM130 171V170H129ZM150 171V170H149ZM148 171V172H149ZM154 171V172H155ZM175 171V170H174ZM187 171V170H186ZM191 171V170H190ZM240 171V172H239ZM245 171V169L243 170ZM250 171V170H249ZM252 171V170H251ZM14 172V173H15ZM63 172V171H62ZM109 172V171H108ZM113 172V171H112ZM119 172V171H118ZM121 172V171H120ZM145 172V171H144ZM143 171L140 170L141 174H145ZM151 172V171H150ZM179 172V170H178ZM183 172V171H182ZM185 172V171H184ZM193 172V171H191ZM248 172V170L246 171ZM263 172V171H262ZM123 174L127 173V170H125L124 172H122ZM140 173H138L139 175H141ZM172 173V172H171ZM176 173V172H175ZM190 173V172H189ZM198 173V172H197ZM131 174V173H129ZM127 173V175H129ZM136 172L134 170V177ZM188 174V173H187ZM194 174V173H193ZM126 175V176H127ZM148 175V174H147ZM155 175V174H154ZM212 175V174H211ZM216 175V174H215ZM214 175V176H215ZM2 176V175H1ZM7 176V175H6ZM143 176V175H142ZM199 176V175H198ZM213 176V175H212ZM125 177V176H124ZM133 177V176H132ZM139 177V176H137ZM141 177V176H140ZM176 177V176H175ZM184 177V176H183ZM197 177V176H196ZM200 177V176H199ZM12 178V177H11ZM68 178V179H69ZM105 178V177H104ZM109 178V177H108ZM131 178V176L129 177ZM128 177H125V180L123 183H125L124 188L125 190H130L132 189L133 185L129 184L130 181ZM143 178H145L143 176ZM198 178V177H197ZM202 178V177H201ZM205 178V177H204ZM4 179V178H3ZM8 179V178H7ZM193 179V178H192ZM208 179V178H206ZM212 179V178H209ZM214 179V178H213ZM212 179V180H213ZM260 180V179H259ZM263 180V179H262ZM2 181H6V180H0V183H2ZM109 181V180H108ZM119 181V180H118ZM101 182V181H100ZM98 181V183H100ZM175 182V181H174ZM216 182V181H215ZM218 182V181H217ZM255 182V181H254ZM260 182V181H259ZM264 182V181H263ZM112 183V182H111ZM133 184V182H131ZM178 183V182H177ZM189 183V182H188ZM102 184V183H100ZM104 184V183H103ZM185 184V183H184ZM255 184V183H254ZM260 184V183H258ZM123 185V184H122ZM161 185V184H160ZM180 185V183H179ZM194 186V187H195ZM221 186V185H220ZM219 186V188H220ZM65 187V186H64ZM103 187V186H101ZM107 187V186H106ZM136 187V186H135ZM155 187V186H154ZM258 187V185H257ZM260 187V186H259ZM87 188V187H85ZM84 188V189H85ZM188 188V187H187ZM223 189V187H221ZM109 189V188H108ZM123 189V188H122ZM162 189V188H161ZM195 193L198 195L200 189L195 188ZM261 189V188H260ZM259 189V190H260ZM147 190V189H146ZM258 190V191H259ZM149 191V190H148ZM147 191V192H148ZM188 191V190H187ZM193 191V190H192ZM132 192V191H131ZM135 192V191H134ZM146 192V193H147ZM154 192V191H153ZM202 192V191H201ZM111 193V192H110ZM126 193H129L128 191ZM194 193V194H195ZM224 192V194H226ZM150 194V193H149ZM45 195V194H44ZM43 195V196H44ZM180 195V194H179ZM201 195V194H200ZM203 195V194H202ZM24 197V196H23ZM27 197V196H26ZM45 197V196H44ZM142 199V196H140ZM139 197V198H140ZM148 197V196H147ZM146 197V198H147ZM161 197V196H160ZM184 197V196H183ZM201 197V196H200ZM203 197V196H202ZM204 197V198H205ZM264 197V195H263ZM134 198V196H133ZM138 198V197H137ZM252 198V199H253ZM122 199V197H121ZM131 199V198H129ZM128 199V200H129ZM150 200V199H149ZM211 200V199H210ZM25 201V200H24ZM41 201V200H40ZM44 202V201H43ZM131 202V201H130ZM134 202V201H133ZM251 202V201H250ZM210 203V202H209ZM213 203V202H212ZM125 204V203H124ZM131 204V203H130ZM151 204V203H150ZM229 204V203H228ZM128 205V204H127ZM130 208L133 209V211L135 213L143 214L146 212V210L148 208H150L151 205H149V202H141V201H136L134 203H132ZM128 207V206H127ZM12 208V207H11ZM49 208V207H48ZM45 207V209L43 208V210H41L39 215H46V214H50V210ZM112 209V208H111ZM128 209V208H127ZM249 209V208H248ZM55 210V209H54ZM58 210V209H57ZM242 210V209H241ZM10 211L7 209H2V207L0 208V240L5 239L6 237L8 238L9 236L13 238H16L18 236V233L21 232L20 228H13L15 231L11 232L8 231V226H4V224H6L8 222V218H9V213ZM82 214V213H81ZM137 215V214H136ZM33 216V215H32ZM47 217V216H46ZM50 217V216H49ZM86 217V216H84ZM99 218V217H98ZM101 218V216H100ZM12 219V218H11ZM93 219V218H92ZM97 219V218H96ZM85 220V218H84ZM197 220V218H196ZM198 221V220H197ZM204 221V220H203ZM18 222V221H17ZM28 223V222H27ZM26 224V223H25ZM24 224V225H25ZM35 224V223H34ZM50 224V223H49ZM76 224H79V226H77ZM194 224V223H193ZM148 225V224H147ZM255 226V225H254ZM12 227V226H11ZM23 227V226H21ZM36 227V226H35ZM147 227V226H145ZM32 228V227H31ZM17 229V230H16ZM24 229V228H23ZM34 229V228H33ZM99 230V229H97ZM127 230V229H126ZM130 230V229H129ZM194 230V229H193ZM36 231V230H35ZM223 231V230H222ZM98 232V231H97ZM96 232V233H97ZM119 232V233H120ZM162 232V231H161ZM28 233V232H27ZM163 237V235H161ZM89 238V239H88ZM198 238V237H197ZM221 238V237H220ZM224 238V237H223ZM253 239V238H252ZM255 239H253L254 241ZM161 241H163L161 239ZM252 241V240H251ZM3 242V241H2ZM209 242V241H208ZM217 242V241H216ZM255 243V242H254ZM155 244V245H154ZM247 245V244H246ZM213 246V245H212ZM240 246V245H239ZM237 247V246H236ZM44 248V247H43ZM179 248V247H178ZM262 248V247H261ZM164 250V249H163ZM215 250V249H213ZM218 250V249H217ZM238 250V249H237ZM42 251V250H41ZM126 251V250H125ZM133 251V249H132ZM110 252V251H109ZM122 252V253H123ZM165 252V251H164ZM180 252V251H179ZM219 252V251H217ZM87 253L89 255H87ZM121 253V255H122ZM171 253V252H170ZM41 254V253H39ZM120 254V253H119ZM163 254V253H162ZM208 254V253H207ZM219 254V253H218ZM1 255V254H0ZM27 255V254H26ZM109 255V254H108ZM3 256V254L1 255ZM0 256V257H1ZM8 256V255H7ZM13 256V255H12ZM40 256V255H39ZM216 256V255H214ZM220 256V255H219ZM19 257V256H18ZM26 257V256H25ZM222 257V256H221ZM40 259V257H38ZM43 258V257H42ZM123 258V257H122ZM238 258V257H237ZM44 259V258H43ZM213 259V258H212ZM218 259V258H217ZM8 260V259H7ZM137 260V259H136ZM151 260V259H150ZM164 260V259H163ZM42 261V259H41ZM53 261V262H52ZM111 264H124V262H122V259L120 257H114L113 259L109 260ZM0 262H3V259L0 258ZM40 262V261H39ZM44 262V261H43ZM52 262V263H51ZM157 262V261H156ZM155 262V264H156ZM181 263V262H180ZM135 264V263H134ZM158 264V262H157Z\"/></svg>",
  "mask_w": 264,
  "mask_h": 264
}]
</instances>
